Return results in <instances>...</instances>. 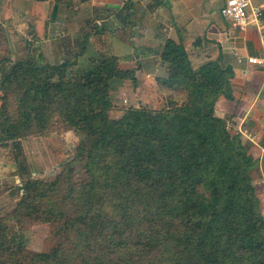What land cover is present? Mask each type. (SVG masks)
<instances>
[{
  "label": "trees",
  "instance_id": "obj_1",
  "mask_svg": "<svg viewBox=\"0 0 264 264\" xmlns=\"http://www.w3.org/2000/svg\"><path fill=\"white\" fill-rule=\"evenodd\" d=\"M46 26L40 0L32 31L42 37ZM74 43L57 65L0 62V142L17 149L23 191L0 218V264H264L257 161L214 111L219 97L233 99L232 67L220 57L194 65L182 43L167 39L159 52L166 75L155 80L165 108L111 118V88L136 83V69H121L113 55L75 69L87 35ZM55 123L83 137L52 179L31 177L20 140ZM12 221L50 224L60 241L23 258L5 236ZM8 251L19 257L3 260Z\"/></svg>",
  "mask_w": 264,
  "mask_h": 264
},
{
  "label": "crops",
  "instance_id": "obj_2",
  "mask_svg": "<svg viewBox=\"0 0 264 264\" xmlns=\"http://www.w3.org/2000/svg\"><path fill=\"white\" fill-rule=\"evenodd\" d=\"M39 1L0 0V62H5L3 57L13 61V49L25 47L30 57L54 64L52 58L57 54L60 63L65 49L75 51L74 42H81L85 35L87 47L95 39L100 43L112 35L123 38L121 33L132 25L134 35L129 40L136 42L142 52L129 63L136 69L139 85L135 91L149 87L158 92L155 80L166 75L159 52L167 39L182 43L191 61L198 65L218 57L223 65H230L233 99L219 97L214 111L231 134H240L257 161L256 172L261 175L254 176L253 183L264 216V64L247 61L249 57L264 59V12L260 25L238 30L220 14L225 0H133L131 9L124 7L123 0H42L47 26L42 37H37L32 26ZM260 3L264 4V0ZM24 35L27 39L23 46ZM49 51L54 56H49ZM149 69L154 75L146 71Z\"/></svg>",
  "mask_w": 264,
  "mask_h": 264
},
{
  "label": "rangeland",
  "instance_id": "obj_3",
  "mask_svg": "<svg viewBox=\"0 0 264 264\" xmlns=\"http://www.w3.org/2000/svg\"><path fill=\"white\" fill-rule=\"evenodd\" d=\"M252 3H255V0H252ZM89 29L94 28L90 27ZM121 34L126 37V41L123 38H117L113 35L103 38L100 43L97 39L93 40L90 45H87L83 55L76 56L77 63L75 69L87 66L91 59L99 55H114L118 57V66L121 69H131L129 63L134 61L136 55H140L142 52H140L141 50L137 47L136 42L132 43L129 40L130 36L134 35V27H130L128 31ZM26 39L27 37L24 35L22 37L23 46L25 45L24 41ZM99 46L103 47L108 54L101 50ZM97 48L100 51L96 50ZM12 55L13 61L7 60L5 57L2 59L5 62L12 63L31 56L25 47H20L19 49L14 48ZM49 56H54L52 51H49ZM58 56L55 54V57L52 58L54 62L52 65L59 64L60 59H58ZM64 58L63 60H65ZM193 63L194 65H198L195 61ZM146 71L154 75L153 70L149 69ZM147 82L150 81L148 80ZM140 83L143 85L147 84L145 81H141ZM137 85H139L137 79L136 83H133L131 80H123L111 88L110 98L112 100V107L109 111L111 118L120 117L130 107L144 108L152 112L165 108L167 92L162 93L159 90L158 92H154L149 90V87L145 88L146 91H135ZM124 99L126 100L125 103L123 101ZM10 109L13 110V103L10 105ZM82 137L81 132L66 129L61 123H55L45 135L29 136L20 140V160H25L28 170L31 172V177L43 180L52 179L59 171V166L74 156L78 142ZM16 155L17 149L14 148V144L11 142H0V205L2 206L0 218L16 207L23 193L22 190L20 191L18 189L20 179L16 174L17 165L14 160ZM10 170H13V173H10ZM257 175H261V172H255L254 176L259 178ZM8 190L10 191L7 192ZM6 226L7 232L5 236L12 239L14 246H21L22 252L20 256L23 258L37 252H50L60 241L55 235L54 227L50 224H19L12 221L7 223ZM8 252L9 254L3 256V260L13 262L19 257V255H16L17 251ZM0 260L2 259L0 258Z\"/></svg>",
  "mask_w": 264,
  "mask_h": 264
},
{
  "label": "built area",
  "instance_id": "obj_4",
  "mask_svg": "<svg viewBox=\"0 0 264 264\" xmlns=\"http://www.w3.org/2000/svg\"><path fill=\"white\" fill-rule=\"evenodd\" d=\"M261 0H225L220 8V14L223 18L229 19L234 28L244 30L249 25H260L264 12V4ZM250 64H264V59L254 57L247 58ZM124 103L126 100H123Z\"/></svg>",
  "mask_w": 264,
  "mask_h": 264
}]
</instances>
